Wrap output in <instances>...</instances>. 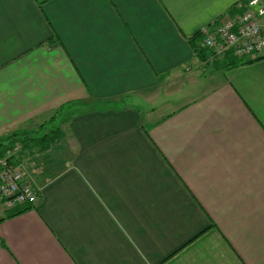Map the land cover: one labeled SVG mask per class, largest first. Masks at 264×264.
<instances>
[{
	"label": "crops",
	"instance_id": "crops-1",
	"mask_svg": "<svg viewBox=\"0 0 264 264\" xmlns=\"http://www.w3.org/2000/svg\"><path fill=\"white\" fill-rule=\"evenodd\" d=\"M240 1L0 0V136L52 120L47 165L71 153L32 209L0 205V264H264V52L189 41ZM178 84L196 97L144 110Z\"/></svg>",
	"mask_w": 264,
	"mask_h": 264
},
{
	"label": "built area",
	"instance_id": "built-area-1",
	"mask_svg": "<svg viewBox=\"0 0 264 264\" xmlns=\"http://www.w3.org/2000/svg\"><path fill=\"white\" fill-rule=\"evenodd\" d=\"M201 47L209 50L208 61L228 51L249 57L264 52V0H241L223 17L200 30ZM23 150L21 143L0 156V205L6 210L21 203L36 205L41 189L26 176L25 159L17 161Z\"/></svg>",
	"mask_w": 264,
	"mask_h": 264
},
{
	"label": "trees",
	"instance_id": "trees-1",
	"mask_svg": "<svg viewBox=\"0 0 264 264\" xmlns=\"http://www.w3.org/2000/svg\"><path fill=\"white\" fill-rule=\"evenodd\" d=\"M235 7V6H234ZM232 7V8H234ZM202 39V34L200 31H197L195 34H193L190 38V44L195 53L202 59L207 60L206 57L204 58V51L205 48L201 47L200 42ZM51 42L57 43V39L51 38ZM207 50V49H206ZM210 54V52H209ZM228 57V60H225L224 57ZM263 57H252V56H246V55H236L232 51H228L224 55L220 56L219 58H216L213 60V62L221 64L222 66L227 67H236L239 65H244L247 63H251L254 60L261 59ZM54 119V118H51ZM53 125L52 120H49L47 122H43L39 128L34 130H16L13 131L7 135L0 136V156L5 155V153L8 151L9 148L13 147L16 143H21L23 146V150L19 155V158H17V161L24 160V159H30L34 160L33 157L36 156V154H48L49 149L52 148L58 140H60L59 137V128L55 127L52 128L53 130H50L51 128H48V126ZM43 154V155H44ZM34 205L30 203H21L13 206L10 210H6L7 214L6 217H13L20 215L30 209H32Z\"/></svg>",
	"mask_w": 264,
	"mask_h": 264
},
{
	"label": "rangeland",
	"instance_id": "rangeland-1",
	"mask_svg": "<svg viewBox=\"0 0 264 264\" xmlns=\"http://www.w3.org/2000/svg\"><path fill=\"white\" fill-rule=\"evenodd\" d=\"M211 71V67H206L203 71H201V82L202 84H206L203 85L198 88L199 91H206L209 88V82L207 79H209V72ZM199 73V74H200ZM197 91L196 90H191L190 85H176V86H171V87H163L161 88L160 92L157 93L156 96H154L153 99H151L150 101L146 102V106H148V109H144L145 111H152L153 115L152 117H161L162 115H166L168 113H171V111L173 109H176L177 107H179L182 103H186L185 101H188L187 99H191L196 97ZM150 106V109H149ZM44 154V153H43ZM37 154L36 156H34V160H31V163H27V161L25 162V174L26 176L32 181V184H34V181L39 180L40 175H41V179L37 182L40 187L43 186V181L42 178L44 176V178L47 180L48 176L51 175V177L53 175H55L54 173H51L50 175H48V169L53 171H56V173L60 172L61 169L65 168L67 166V162L65 161L69 155L71 154L70 152H66L63 153L62 156V162L57 163L55 165L54 162V168H52V165H47L50 161L52 160V157H48V155L46 154ZM54 155V153H53ZM60 156V154H57V156L55 157V159H57ZM50 158V159H49ZM64 158V159H63ZM36 160V161H35ZM68 160V159H67ZM65 161V162H64ZM52 168V169H51ZM36 179V180H35ZM39 187V188H40ZM2 207L0 206V213H2L1 211Z\"/></svg>",
	"mask_w": 264,
	"mask_h": 264
}]
</instances>
